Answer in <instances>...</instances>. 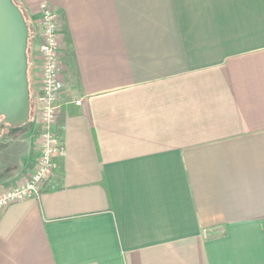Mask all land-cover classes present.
Listing matches in <instances>:
<instances>
[{
  "label": "crops",
  "instance_id": "crops-1",
  "mask_svg": "<svg viewBox=\"0 0 264 264\" xmlns=\"http://www.w3.org/2000/svg\"><path fill=\"white\" fill-rule=\"evenodd\" d=\"M12 1L31 60L40 0ZM45 1L62 153L0 210V264H264V0ZM27 79L25 155L3 185L38 155Z\"/></svg>",
  "mask_w": 264,
  "mask_h": 264
},
{
  "label": "built area",
  "instance_id": "built-area-1",
  "mask_svg": "<svg viewBox=\"0 0 264 264\" xmlns=\"http://www.w3.org/2000/svg\"><path fill=\"white\" fill-rule=\"evenodd\" d=\"M37 56L28 66L38 71V86L32 94L34 119L38 125L37 158L30 174L15 184H0V210L11 203L36 196L50 176L55 156L62 153L55 132L59 112L58 95L62 87L59 49V13L45 0L38 3Z\"/></svg>",
  "mask_w": 264,
  "mask_h": 264
},
{
  "label": "water",
  "instance_id": "water-1",
  "mask_svg": "<svg viewBox=\"0 0 264 264\" xmlns=\"http://www.w3.org/2000/svg\"><path fill=\"white\" fill-rule=\"evenodd\" d=\"M27 37L18 6L12 0H0V134L3 124L14 127L29 119Z\"/></svg>",
  "mask_w": 264,
  "mask_h": 264
},
{
  "label": "rangeland",
  "instance_id": "rangeland-1",
  "mask_svg": "<svg viewBox=\"0 0 264 264\" xmlns=\"http://www.w3.org/2000/svg\"><path fill=\"white\" fill-rule=\"evenodd\" d=\"M29 39L27 40L28 45ZM28 53L26 49V57L27 62H29ZM27 78L29 74V66H27L26 70ZM29 120V119H28ZM28 124V121L25 123L14 126L13 128H10L6 126L5 124L2 125V135L0 136V171H4L5 173H12L15 171V169L20 164V157L25 155V145L21 141L20 136V130L24 127H26ZM20 136V137H18ZM30 137V134H28ZM27 136V137H28Z\"/></svg>",
  "mask_w": 264,
  "mask_h": 264
},
{
  "label": "trees",
  "instance_id": "trees-1",
  "mask_svg": "<svg viewBox=\"0 0 264 264\" xmlns=\"http://www.w3.org/2000/svg\"><path fill=\"white\" fill-rule=\"evenodd\" d=\"M5 125L9 127V125H7V124H5ZM10 127H11V126H10ZM10 127H9V128H10ZM11 128H13V127H11Z\"/></svg>",
  "mask_w": 264,
  "mask_h": 264
}]
</instances>
